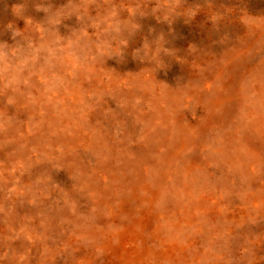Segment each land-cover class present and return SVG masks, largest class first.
Segmentation results:
<instances>
[{"label": "rangeland", "instance_id": "1", "mask_svg": "<svg viewBox=\"0 0 264 264\" xmlns=\"http://www.w3.org/2000/svg\"><path fill=\"white\" fill-rule=\"evenodd\" d=\"M0 264H264V0H0Z\"/></svg>", "mask_w": 264, "mask_h": 264}]
</instances>
